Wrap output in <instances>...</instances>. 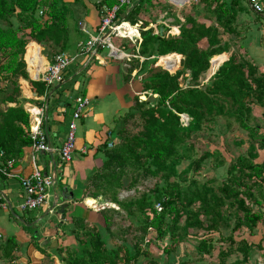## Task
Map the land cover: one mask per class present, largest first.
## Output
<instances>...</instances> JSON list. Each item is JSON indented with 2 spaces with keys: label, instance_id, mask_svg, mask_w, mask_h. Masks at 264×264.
<instances>
[{
  "label": "trees",
  "instance_id": "trees-1",
  "mask_svg": "<svg viewBox=\"0 0 264 264\" xmlns=\"http://www.w3.org/2000/svg\"><path fill=\"white\" fill-rule=\"evenodd\" d=\"M145 1L150 0H139L129 7L122 6L118 16H130L131 22H135L137 18L132 11ZM98 3L100 9L102 6L111 8L116 0H99ZM234 5H228L231 7L230 12L223 9L224 4L206 7L216 14L215 25L202 22L192 15L186 16L178 23L176 37L169 36L163 26L161 27L165 32L161 33L157 29L156 33H142V41L138 45V54L145 57L141 63L146 62L145 77L141 76L142 93L153 100L138 101V97L136 98L138 106L135 109L138 111L135 117L141 122L140 130L135 133L124 130L126 137L122 135L118 147L106 151L104 166L94 174L92 184L88 185V196L99 198L100 203H105L99 211L102 225L89 223L82 218L75 219L72 229L75 245L63 250L66 255L60 258L61 264H143L138 261V241L129 244L121 238L119 245L114 243V239L124 237L122 232L126 231L119 234V229L113 231L116 226L112 213L107 208L112 203L124 208L128 205L135 207L138 215L132 212L126 214L127 217L131 216L130 224H133V231L137 233L135 239L142 242L149 230L155 231L156 240L166 242L163 248L166 259L180 245L193 239L197 242L193 247L199 260L216 249V264H230L224 262L233 252L242 254V260H236L233 264H256L254 257L256 253L261 254L264 248L252 241L244 243L243 239L240 242L233 239V233L240 228H245L252 236L259 226L264 227V158L261 162L256 161L259 153L252 145L245 156L239 155L230 161L228 178L223 179L216 188L212 184L203 186L201 191L186 192L176 183L169 182V176L176 172V166L187 157L181 156L178 148L204 126L208 128V125L215 124L216 121L226 120L229 122L225 121L226 124L230 125L231 121L233 125L238 123L242 130L249 132L251 126L247 120L250 119L248 116L253 107L261 109L264 118V74L257 70L241 47L237 45L228 60L219 66L227 57L222 54L227 48L224 39L228 36L230 41L237 43L239 30L234 27V22L238 12L246 10L238 5V12L231 11ZM40 10L45 19L42 16L35 17V13ZM66 11L67 5L62 0H0V21H9L14 17L25 23L20 32L11 27H0V81L11 84L10 94L3 102H18L21 88L18 79L26 80L37 95L44 93L43 83L30 79L23 57L25 54L27 60L30 47L60 44L55 54L64 52ZM143 11L146 15L145 9ZM146 23L148 22L142 23L143 27ZM201 43L205 44L203 48L199 47ZM176 54L182 57V62L181 69L173 75L166 68L160 70L154 67L160 57L167 66H174L175 70L178 58ZM211 59V72L219 67L214 75L205 79L203 76L210 68ZM27 62L29 65V60ZM159 64L162 66L160 59ZM31 70L33 69L29 68ZM185 71L189 74V81L186 86L181 87L179 79ZM6 91L0 89V94L5 96ZM181 115L186 116V123ZM16 122L27 124V114L20 106L8 108L1 119L0 150L9 149L16 136L22 134L23 130ZM256 128L258 127L253 128L254 132ZM254 134L256 133L251 132L250 136ZM257 135L264 142V134ZM27 138L22 141L23 144L29 142ZM237 142L241 143L242 140L237 139ZM190 148H193V142ZM216 153L219 152H204L200 159L194 161L195 172L199 171L202 161ZM215 162L214 165L217 166L223 161ZM140 171L150 177L162 179L164 185L151 189L150 192H143L133 201H119L112 190L136 189L139 179L135 174H140ZM182 173L185 175L187 170ZM156 203L162 207L159 212L155 209ZM229 224L233 228L227 236H223L221 229L229 227ZM116 235L118 236L114 237ZM109 238L114 239L108 242ZM222 242L228 245L224 246ZM14 243V240H9L3 244L4 247L1 245L0 255L11 256L16 247ZM47 257L50 258V255L47 254ZM186 261L177 260L173 263L184 264Z\"/></svg>",
  "mask_w": 264,
  "mask_h": 264
},
{
  "label": "crops",
  "instance_id": "crops-1",
  "mask_svg": "<svg viewBox=\"0 0 264 264\" xmlns=\"http://www.w3.org/2000/svg\"><path fill=\"white\" fill-rule=\"evenodd\" d=\"M154 2L156 0L145 1L141 3L140 7L137 6L135 11H132L137 18L135 22H131L130 16L127 18L125 15L121 20L126 25L132 26L138 22L141 24L147 22L148 19V28L159 27L161 29V26L166 28L170 21L172 8L167 10V7L162 3L161 8L164 7L165 10L158 14L155 11L153 12L155 15H151V10L156 7ZM259 4L263 8L260 15L250 9L248 0H239V6L242 9L246 8L239 13V22L246 18L248 24L245 28L238 27L239 36L236 37L242 52L253 62L257 70L264 74V22L259 20H264V0H259ZM128 7L127 9H130ZM143 9H149V12L144 15ZM172 14H175L177 18L176 12L172 11ZM155 16H157L156 19L151 21ZM85 19L88 23H84L86 31L93 34L99 25L100 12L95 11L94 16L90 13V16L86 15ZM179 19L181 20V18ZM164 28L162 29L164 30ZM141 29H144L143 25H141ZM86 36L87 34L83 33L82 40ZM140 37L142 39V36ZM116 40H119L116 44L111 40L116 50L127 55L122 61L112 58L106 49L98 50L95 54L79 57L74 65L66 69L62 83L49 87L43 83L45 90L42 95L34 93L29 83L24 80L25 87H21L17 103L3 102V99L10 93L0 97V124L8 108L20 106L27 114V124L15 123L23 130V135L16 136L11 148L0 150L2 153L0 167L13 174V176L0 174V201L2 203V207H0V246L4 247L3 244L9 240H14V245H16L11 256L1 255V257H5L4 261L16 258L19 262L24 260L31 264H42L43 254L48 252L45 250L47 247L53 248L65 238L68 239L67 242H75L72 235L75 219L82 218L91 222V218H88L87 215L91 212L95 213L96 210L94 211L92 207L88 206L86 201L89 199L94 200L95 205L101 204L98 202L99 198L88 196L90 193L88 185L92 184L94 174L104 166L106 150H111L114 143H117L116 122L133 105L135 96L142 92V85L139 84L142 83L141 76L139 78L141 66L139 69L131 71L125 68L126 65H129L127 63L133 59L139 60L140 63H138L141 64L142 61L137 56L138 47H133L135 43L129 42L127 39ZM76 50L77 43L72 51H64V53L74 54ZM54 55L52 53L50 56H46L41 49L39 56L42 59L34 63L33 67H29L27 60L23 58L27 64L26 71L30 79L40 81L41 73ZM159 59L161 60L160 57ZM29 68L33 70L29 71ZM30 72L35 74L32 75ZM2 84L0 83V88L6 84L8 86L10 83ZM68 84L67 89L64 86ZM9 89L11 91V86ZM76 97L88 98L89 106L86 113L77 122L72 158L69 162H62L58 155V147L65 140ZM40 108L44 110L40 127L46 132L50 152L34 151L31 148L29 131L34 123L36 112ZM33 110L34 113H32ZM112 132L116 135L115 138L111 137ZM26 137L29 142L23 144L22 141H25ZM109 144L112 146L109 147ZM8 161H12L9 168L6 167ZM33 162L44 175H49L54 180V185L50 189L47 204L35 210L22 212L19 205L23 201L24 194L19 178L27 177L32 172ZM93 191L95 190L93 189ZM261 247L264 248V245ZM263 251H261V257L256 253L257 260L254 258L256 263L259 259L264 258ZM55 259L54 263L57 261L56 263L59 264V259L57 257Z\"/></svg>",
  "mask_w": 264,
  "mask_h": 264
},
{
  "label": "rangeland",
  "instance_id": "rangeland-1",
  "mask_svg": "<svg viewBox=\"0 0 264 264\" xmlns=\"http://www.w3.org/2000/svg\"><path fill=\"white\" fill-rule=\"evenodd\" d=\"M62 1L67 5V11L65 12L67 20H66V23H64V31L66 33V38H65L66 42H65V47L63 51L68 52V51H72L75 44L82 40L83 33L81 32V27L84 25V23L88 24L85 19L86 15L90 16V13H91V15L94 16L95 11L100 12V7H98L99 0H62ZM171 2H172L171 0L170 1L169 0H156V2H154V5L156 7L155 9H152L150 13L151 15L152 14L155 15V13L157 14L162 13V11L165 10L164 7L161 9L162 3H163V6L167 7V10L172 8L173 13L176 12L177 18L175 17V14H172V11L170 12L171 19L169 18L170 21L167 23V27L165 28L167 32H170L169 36L171 37L177 36L178 25L181 23L182 19L184 20V18L188 15H192L193 18L195 17L198 20H201L202 22L205 21L212 25H215L216 14L214 12L208 11L206 8L207 6L214 7L219 4H224L223 9H226L228 12H230L231 7H229L228 5L235 4L232 7L231 11L238 12V5H239V0H231V1L230 0H184L178 3H171ZM235 2H237V4ZM148 10L149 9H145L146 12H149ZM40 13H41V10L37 11L35 13V17L42 16V19H45L46 18L45 15L44 14L41 15ZM238 16H239V12L237 14V20L236 22H234V27L236 28L244 27L245 28V26L248 24L246 22V18L245 20L242 19L241 22H239ZM156 17L157 16L153 17L151 21H154ZM121 18L122 16H119L118 19H121ZM179 18H181V20ZM259 20L261 22H264V20L262 19H259ZM147 22H149L148 19H147ZM24 25H25L24 22H20L14 17L10 19L9 21H0L1 28L8 29L11 27L13 30H16L19 32H20L21 27L23 28ZM144 25L146 26H144V29L140 31L141 35L142 33H147V32L156 33L157 29L160 32L159 27L158 28L157 27L148 28L149 25L147 23ZM165 29L162 31L165 32ZM117 41L119 40H116L114 38L112 39V42L114 44L118 43ZM224 42L227 43V48H226L225 53H222V54H226L227 57L221 62L226 61L229 57V54L233 52L236 49V46L238 45L234 41H230L228 39V36L224 39ZM59 46L60 44L55 45V46L48 45L47 47L40 46L41 48L30 47L28 50V57H27V60H29L30 62L28 66L30 67L34 63L38 62L39 59L40 60L42 59L41 56H39L41 49L44 55L50 56L52 53L55 54L54 52L59 50ZM204 46H205L204 43H201L199 45L200 48H203ZM132 53H136V52H132ZM171 55H175V54H171ZM137 56L140 57L141 61L145 58L143 57L142 59V56L139 54ZM23 58L25 59V56ZM134 62H137V64H134ZM138 62L139 60L133 59L131 62L127 63L129 65H126L125 68L131 71L132 69H139V66H141L142 69L140 68L139 70V73H140L139 78L140 76L145 77L144 67L146 65V62H143L141 64H139L140 62L139 63ZM160 62L162 66H160L159 60L157 59L154 64L156 65L155 67L160 70H165L166 68L168 69L167 70L168 73L170 75H173L176 71L181 69L182 57L178 56L176 60L177 68L175 70H174V66L169 67L162 60H160ZM218 67H216V70L213 73L211 72V67H210L203 77H205L206 79L207 76L209 77V76H212V74L214 75ZM208 73H210L211 75H209ZM18 81H19L18 84L20 87L22 86L25 87V84L23 82H25L26 80L24 81L22 79H18ZM188 81H189V74L187 71H185L183 75L181 76V78L179 79V84L181 87H184L188 84ZM0 83L2 84L4 82L0 81ZM139 84L142 85V83H139ZM10 85L11 84H8L7 86L6 84V86H2L0 89L7 90L9 89ZM64 87L68 89L69 84L65 85ZM9 92H10V89L6 91V93H9ZM1 96L2 95L0 94V97ZM137 97H138V101L139 100L145 101L146 99H149L151 102L153 100V98L151 97L149 98L148 96H145L144 92L143 93L141 92L137 96H135L133 105H131L128 111L125 113V115L122 116L120 120L116 122L117 123V126H116L117 136L114 135V132H112L111 137L115 138L114 136H116L117 143L113 142L114 146L112 147V149H114L115 147H118V145L120 144L122 135L123 137H126L124 130H128V132L130 133H135L136 131L140 130L141 122L139 120H136V117H135V115L137 116L136 112L138 111L137 109H135V107L138 106V104L136 103ZM153 97H155V95ZM182 117L184 118V121L186 123V116L181 115V118ZM248 119L249 121L247 120V123L248 125L251 126V131L249 132L256 133L253 136H250V133L248 131L242 130L240 126L238 125V123L235 122L236 125L235 124L233 125L232 121L230 125L226 124V122L229 123L226 120H219V121H216L215 124L212 123L208 125V128L204 126L202 130H200L199 132L194 134L191 138H189L187 140V143H183L178 148L180 155L181 156L187 155V157L185 158V160L180 161L179 164L176 166L175 168L176 172L173 175L169 176V182L176 183L180 188L184 189L186 192L187 191H201L203 186L212 185V184H214V188H216L217 185L220 184L223 179L225 180L226 178H228L227 168H228L230 161L231 160L233 161V159H235L239 155L245 156V154L247 153L251 145L259 153V158H257L256 161L261 162L262 158H264V142H263V139H261L257 135L258 133L264 134V118L262 117L261 109H258L257 107H253V111L248 116ZM255 126L258 127L256 128V132H254L253 130ZM237 139H240V141L242 140V142L238 143ZM191 142H193V148H190ZM214 151H218L219 153L213 154L211 158H208L202 161L199 171L195 172V169L193 168L194 161H197L198 159H200L204 152H214ZM214 157L216 159H213ZM215 160L217 161L222 160L223 162L222 164H218L217 166H215L214 165V163H216ZM186 170H187V173L184 175L182 172ZM135 175L139 179L136 189L122 188L118 190L116 189L112 190V192L115 191L119 201L121 202L130 201V200L133 201L134 199L139 198L143 192L147 193V192H150L151 189L155 190V188L164 185L162 179L150 177L147 174H143L141 171H140V174H135ZM182 194H184V192H182ZM150 199H151V196H150ZM98 200H99L98 202H101L100 199ZM104 205L105 203H101L99 204V206L95 204L92 206L93 210L94 211L96 210V212L95 213L91 212V213H88L87 215L88 218H91L90 219L91 223L93 224L96 223L100 226L102 225V217L99 215V211L103 209ZM107 208H109V213L110 212L112 213L111 216L116 226L115 230L113 231L116 232V229H119L118 234L122 231H126V232H122V235H124V237H119L116 239L113 238L115 241L114 243L116 245H119L121 238L126 240L129 244L137 243L138 241L139 243L138 246L140 248L138 261L140 263H143V264H172L173 262L177 260L186 261L184 259H187L188 261L184 262V264H196V263L197 264H216V261H217V255L215 254L217 252L216 249L213 251H210L209 255L206 254L203 260H199L198 255L195 254L196 252L195 247H193L197 244V242L194 241L193 239H191L189 242L186 241L185 243L180 245L178 249L176 250V252L168 256L169 258L166 259V256L163 252V248L166 245V242L156 240L155 231L149 230L150 231L149 234L145 237V240L142 242H139V240L135 239L137 233L133 231L134 229L133 224H130L131 220L129 219L131 216H128V217L126 216V214H128L129 212H132L135 215H138V213L135 210V207L128 205L126 208H124V207H121L120 205H116V204L114 205V203H112V204H109V207ZM262 210L264 211V205H263ZM127 228L129 229L126 230ZM232 228H233L232 224H229V227L221 229L222 235L227 236L230 233ZM233 234H234L233 239L235 242H240L243 239L244 243L246 242L248 243L249 241H252L256 245H260V246L264 245V240H263L264 227L263 226H259L254 232L255 235H252V236L250 232L246 230L245 228H240ZM117 236L118 235L114 237H117ZM111 238L108 239V242H111L113 240ZM67 241L68 239L66 238L62 239V241L60 242L58 240L59 243H57L55 247L53 248L47 247V249L45 250L48 251L47 254L50 255V258L47 257V254L44 253L43 258H42L43 259L42 264H57L56 263L57 261L54 263V261L56 260L55 257L59 259V262H60L59 264H61L60 258L66 255L63 250L67 247L71 249L75 245L73 241L71 242H67ZM222 243L224 246L228 245V243L226 242H222ZM220 245L223 246L222 244ZM258 256L261 257L262 255L258 253ZM3 258L5 257H1L0 255V264H16V263L31 264V262L27 263L24 260H21L19 262L17 261L16 258L11 261H8V260L4 261ZM254 258H256L257 260L256 256ZM29 259L30 258L28 257V260ZM236 260L238 261L242 260L241 253H237V252L231 253L226 258L224 263L233 264L234 261ZM254 260H252V262H254ZM244 264H247V263L245 262Z\"/></svg>",
  "mask_w": 264,
  "mask_h": 264
},
{
  "label": "built area",
  "instance_id": "built-area-1",
  "mask_svg": "<svg viewBox=\"0 0 264 264\" xmlns=\"http://www.w3.org/2000/svg\"><path fill=\"white\" fill-rule=\"evenodd\" d=\"M136 1L137 0H116V3L111 8L102 6L97 30L93 34H90L83 25L81 27V32L87 34V36L77 43L76 52L74 54H67L64 52L55 54L44 68L39 80L44 83L46 87L62 83L66 69L74 65V63L79 60V57H84L86 54H95L98 50L106 49L109 51V55H111L112 58L119 61L127 57L123 52L116 50L111 40L113 38L127 39L129 42L137 44V46L141 43V22L128 26L121 19H118L120 8L122 6H130ZM248 4L255 13L258 14L263 12L259 0H248ZM168 33L170 34V32ZM88 106V98H75L65 140L58 147V155L62 162H69L72 158L75 149V130L77 122L86 113ZM43 111V108L37 110L34 123L29 131L31 148L34 151L50 152L51 149L47 143L46 132L40 127ZM182 120H184L183 117ZM108 146L111 147L112 145L109 144ZM0 155H2V153H0ZM11 162L12 161H8L6 163L7 168L11 166ZM32 165V172L27 177L19 178L20 187L24 194L23 201L19 205V209L22 212L35 210L47 204L50 189L54 185V180L49 175H44L34 162ZM0 174L13 176L7 169L1 167ZM0 207H2L1 201ZM155 209L159 212L162 207L159 203H156ZM256 264H264V258L259 259Z\"/></svg>",
  "mask_w": 264,
  "mask_h": 264
},
{
  "label": "bare ground",
  "instance_id": "bare-ground-1",
  "mask_svg": "<svg viewBox=\"0 0 264 264\" xmlns=\"http://www.w3.org/2000/svg\"><path fill=\"white\" fill-rule=\"evenodd\" d=\"M173 3H178V2H181V1H184V0H171ZM162 9V8H161ZM165 61L167 60V59H164ZM214 63V62H213ZM33 67V66H32ZM35 67V66H34ZM142 69V68H141ZM39 106V105H38ZM35 111L33 110V112L32 113H34ZM86 204L88 205V206H90V207H92L94 204H95V202L94 201H91V200H87L86 201Z\"/></svg>",
  "mask_w": 264,
  "mask_h": 264
},
{
  "label": "water",
  "instance_id": "water-1",
  "mask_svg": "<svg viewBox=\"0 0 264 264\" xmlns=\"http://www.w3.org/2000/svg\"><path fill=\"white\" fill-rule=\"evenodd\" d=\"M163 29L161 28L160 31H162ZM211 65H212V61H211ZM62 210V209H61Z\"/></svg>",
  "mask_w": 264,
  "mask_h": 264
},
{
  "label": "clouds",
  "instance_id": "clouds-1",
  "mask_svg": "<svg viewBox=\"0 0 264 264\" xmlns=\"http://www.w3.org/2000/svg\"><path fill=\"white\" fill-rule=\"evenodd\" d=\"M173 3V2H172Z\"/></svg>",
  "mask_w": 264,
  "mask_h": 264
}]
</instances>
